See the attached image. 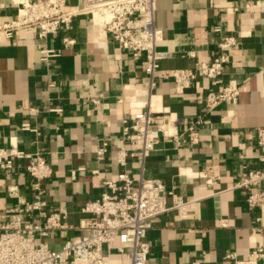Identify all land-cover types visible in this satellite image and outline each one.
<instances>
[{
  "label": "crops",
  "instance_id": "0c3cea01",
  "mask_svg": "<svg viewBox=\"0 0 264 264\" xmlns=\"http://www.w3.org/2000/svg\"><path fill=\"white\" fill-rule=\"evenodd\" d=\"M19 0H0V23L14 18ZM81 6L83 0H69ZM157 23L163 30L158 48L169 52L154 78L144 71L145 58H136L109 37L100 36L88 15L75 18L70 30L40 39L22 30L0 42V149L17 146L39 152L52 167L44 181L49 208L67 213L63 237L52 231L46 239L59 248L64 238L82 233L80 224L89 214L81 211L87 200L106 189L105 179L125 169L134 180L159 178L184 198H200L194 218L176 219L173 212L158 216L147 232L149 264H235L226 257L235 252L245 259L264 247V203L250 206L243 188H232L247 169H264L255 131L264 126V0H157ZM76 39L51 64L40 59V44L61 46V36ZM238 44L230 51L225 82L240 86L236 102H223L210 113L201 98L219 90L200 71L191 85L178 92L170 74L193 69L210 60L224 35ZM154 83V84H152ZM94 84L103 93L101 102ZM149 107L170 118L155 149L143 164L130 152L140 146L121 138L122 118ZM198 141H185L188 126L199 117ZM28 126L26 128L25 126ZM110 138L99 158L100 138ZM127 152V165L117 160ZM27 159L0 169V209L32 199V177ZM77 170L72 178L71 170ZM213 178L212 183L207 179ZM19 186L20 198L8 192ZM112 261L126 256L114 252Z\"/></svg>",
  "mask_w": 264,
  "mask_h": 264
},
{
  "label": "built area",
  "instance_id": "2783aa9c",
  "mask_svg": "<svg viewBox=\"0 0 264 264\" xmlns=\"http://www.w3.org/2000/svg\"><path fill=\"white\" fill-rule=\"evenodd\" d=\"M157 14V0H83L81 6L70 5L69 0H19L16 16L0 23V42L22 30L47 39L61 29L70 30L78 16L88 15L92 24L99 28V37L111 38L119 48L136 58L144 57V71L153 79L160 61L169 56V52L158 48L163 30L158 26ZM75 42L74 37L65 33L59 48L41 43L40 59L51 64ZM237 44L235 35H224L218 43L217 53L210 60L200 62L193 69L174 70L170 76L177 91L188 88L201 71L212 84L220 86L219 90L211 89L201 98L206 112L210 113L223 102H236L240 86L234 80L225 82L224 74L230 51ZM92 88L98 95L91 100L101 102L103 93L95 84ZM202 121L200 116L190 123L185 141H198L197 125ZM169 122L168 115L156 114L149 107L126 114L122 118L121 138L140 146L130 155L143 164ZM255 136L260 159L264 160V126L257 127ZM109 140L106 137L99 139L100 146L96 150L99 158L107 151ZM127 156L124 147L118 150L117 160L123 167L127 165ZM16 159L28 160L25 167L32 177V199L0 209V264H118L112 261L114 252L126 256L123 264H149L147 232L154 219L169 212L179 220L194 218L198 213L200 198H184L174 186L169 187L159 178L141 176L134 180L125 169L117 178L103 180L106 189L82 206L81 211L89 214L80 224L82 233L64 238L59 248H53L46 240L51 232L59 231L63 236L70 226L67 213L50 209L44 199V181L51 176L52 167L39 152H25L17 146L0 149V169L13 168ZM76 173L77 170H71L72 178ZM207 182L212 183L213 178H208ZM232 188H243L250 206L263 204L264 169L245 170ZM8 192L20 198L17 184L10 185ZM226 257L234 259L235 264H264V247L255 248L245 259L238 258L235 252H229ZM189 264H203V260L195 257Z\"/></svg>",
  "mask_w": 264,
  "mask_h": 264
}]
</instances>
